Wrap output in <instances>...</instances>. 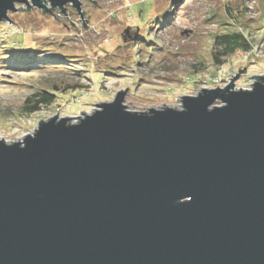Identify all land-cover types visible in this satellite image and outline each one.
<instances>
[{"label": "water", "instance_id": "1", "mask_svg": "<svg viewBox=\"0 0 264 264\" xmlns=\"http://www.w3.org/2000/svg\"><path fill=\"white\" fill-rule=\"evenodd\" d=\"M17 4L87 27L81 0H0V23ZM240 71L180 108L130 111L126 87L1 137L0 264H264V75Z\"/></svg>", "mask_w": 264, "mask_h": 264}, {"label": "rangeland", "instance_id": "2", "mask_svg": "<svg viewBox=\"0 0 264 264\" xmlns=\"http://www.w3.org/2000/svg\"><path fill=\"white\" fill-rule=\"evenodd\" d=\"M94 1L96 4L81 0L86 28L70 5H66L67 13L63 15L57 8L43 13L36 7L28 10L24 4H17L20 10L8 13L12 22L0 23V46L20 40L28 51L44 58L64 54L67 57L63 64L73 63L81 73L78 77L77 73L71 75L51 66L25 71L0 68L2 141L22 140L36 130L39 119L46 120L56 113L65 117L81 116L82 110L91 113L97 107L94 103L111 101L116 91L126 87L123 100L126 109L146 112L148 108L167 105L180 108L182 101L176 100L180 96L196 95L201 87H221L239 67L234 88L250 87L251 75H264V30L253 37L250 51L232 55L212 75L215 68L209 50L212 34L223 30L216 21L226 3L223 0H178L173 8L171 0ZM227 1L238 9L241 7V0ZM243 1L242 22L256 25L264 10L263 0ZM164 10L170 12L169 20L157 21L156 27L149 28L146 20L152 22L151 18ZM188 70L194 71L196 77L186 76ZM180 77L181 82L168 79ZM195 78L198 81L193 83ZM66 80L84 87L57 93L54 84ZM42 90L57 93L58 97L37 112L24 110V106L31 105L26 102L27 97ZM76 118L71 117L70 121Z\"/></svg>", "mask_w": 264, "mask_h": 264}, {"label": "trees", "instance_id": "3", "mask_svg": "<svg viewBox=\"0 0 264 264\" xmlns=\"http://www.w3.org/2000/svg\"><path fill=\"white\" fill-rule=\"evenodd\" d=\"M178 0H171V6L170 8H173L175 6V3ZM226 2L223 5V9L221 14L218 16L217 23H219L222 26V31H219L218 33L212 34L211 39V48L209 50V56H211V64L215 68V71L212 73H217L220 68H222V65L227 63L232 55L250 51L252 49L251 41L253 37L258 34L257 32L259 30H264V22H262V19H264V10H262V13L259 14V17L257 19L256 25H250L245 22H242V18L244 16V1L241 0V7L238 9L231 5V2H228L227 0H223ZM264 5V0L263 3ZM142 11L139 10L138 14H141ZM149 17V16H148ZM170 12L169 11H163L158 14V16H153L149 21V28H152L153 25L156 27L158 24L157 21H166L169 20ZM136 28H140L136 25ZM141 29V28H140ZM137 30V29H135ZM134 30V31H135ZM125 31H128L126 29ZM138 36H141L138 34ZM9 45L0 46V68H10L15 69L17 71H25V69H35L47 66H51L53 68H59L64 73H69L71 75H76L79 77L81 73H79V70L75 69V66L73 63H68L67 65H64L63 59H66V55L57 53V55H47L50 61H47L46 58L41 56V54H35L28 49H26L25 46L22 45V42L20 40L13 41L12 43H8ZM40 50V49H36ZM42 50V49H41ZM40 50V51H41ZM70 62V61H68ZM74 72V73H73ZM186 76L191 75L193 77H196V73L194 71L188 70L186 72ZM173 81H180L182 80V77L180 78H168ZM196 79V78H195ZM196 79L193 83L197 82ZM224 82V80H222ZM81 87H84L83 84H79L78 82H73L71 80L69 81H60L58 84H54L53 89L55 91L60 92L62 94L69 92V91H78ZM57 93H52L51 91H36L33 93L30 97H27L26 102L31 103V105L24 106V110H27L31 113L37 112L42 106H48L49 104L54 102V99L58 97ZM61 94V95H62Z\"/></svg>", "mask_w": 264, "mask_h": 264}, {"label": "built area", "instance_id": "4", "mask_svg": "<svg viewBox=\"0 0 264 264\" xmlns=\"http://www.w3.org/2000/svg\"><path fill=\"white\" fill-rule=\"evenodd\" d=\"M248 89H250V87H247Z\"/></svg>", "mask_w": 264, "mask_h": 264}]
</instances>
